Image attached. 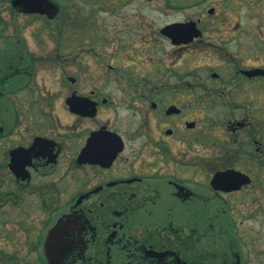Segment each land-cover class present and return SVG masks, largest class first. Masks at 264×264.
<instances>
[{"label": "flooded vegetation", "instance_id": "af4514ba", "mask_svg": "<svg viewBox=\"0 0 264 264\" xmlns=\"http://www.w3.org/2000/svg\"><path fill=\"white\" fill-rule=\"evenodd\" d=\"M27 1L0 0V264H249L264 244V33H241L243 51L234 12L187 0L200 11L166 25L195 34L156 29L175 55L154 81L119 74L138 27H93L123 20L124 0ZM98 49L115 75H91ZM190 52L221 62L189 69Z\"/></svg>", "mask_w": 264, "mask_h": 264}, {"label": "rangeland", "instance_id": "374dc122", "mask_svg": "<svg viewBox=\"0 0 264 264\" xmlns=\"http://www.w3.org/2000/svg\"><path fill=\"white\" fill-rule=\"evenodd\" d=\"M210 3H221L223 8H227L229 11L235 13V18H232V25L239 22L240 32L238 39L241 40L239 43L242 44L241 49L246 51L248 49V44H253L254 42L250 41V36L240 35L250 34V30H255V32L264 33V0H235L233 4L227 6L230 2L226 0H209L207 4ZM188 4L187 0H172L170 2L171 6L165 4L164 0H124V19L117 20L120 22V25H116L115 18L106 17L105 14H101L100 19H94L93 27L105 29V22L107 20L108 27L111 28L112 24L119 27H129L132 28L133 25L138 27V55L132 54L136 57L134 63H125V66H120L122 70L121 73L124 76L132 75L134 77L141 76H152L156 78L154 81H163L167 74V69L165 65H162L161 62L166 63V55L171 56L175 55L170 53L169 42L166 41L163 37H158L156 29L163 27L167 23L173 21L182 20L187 16L188 12L195 11L196 9L180 8L178 6H183ZM200 11V10H196ZM124 24V25H123ZM123 25V26H122ZM78 27H83V25L78 21ZM49 27V25H45ZM215 34V33H211ZM214 39H220L221 37L229 38L228 35H212ZM80 38V39H79ZM87 36L80 35L78 36V43H85L84 39ZM128 37L126 36L125 39ZM83 40L84 42L80 41ZM238 40V41H239ZM238 41H235L237 43ZM93 43L101 44L102 41L92 40ZM232 43V41H230ZM47 43V42H46ZM157 45V46H156ZM232 48V47H231ZM113 49V48H112ZM101 49H98L93 53L92 57V69L91 75L93 77H101L107 75H115V71L109 70V64H117L115 61L103 59V65L100 64V59H97L95 55H101ZM110 54L109 51L105 52ZM95 54V55H94ZM90 58V57H89ZM87 58V59H89ZM162 59V60H160ZM183 61L179 60L177 57H172L168 64H170L169 69H183L180 68V63ZM221 61L209 54H199L195 52H190V59L185 63L186 67L189 69H202L203 71L208 70L207 64L214 65L218 67V64ZM173 79L177 80L178 77L175 76ZM213 134H207L208 138H211ZM264 219V218H262ZM261 218L257 217V220H250L248 223L253 226L254 234L258 233L260 227L259 221H262ZM264 234V228H263ZM264 244L261 241L256 240L254 243H250L248 249L251 251V257L249 264H264V256L257 254L261 251Z\"/></svg>", "mask_w": 264, "mask_h": 264}, {"label": "water", "instance_id": "95a60500", "mask_svg": "<svg viewBox=\"0 0 264 264\" xmlns=\"http://www.w3.org/2000/svg\"><path fill=\"white\" fill-rule=\"evenodd\" d=\"M22 0H16L17 4H20ZM48 0H43L42 4L47 3ZM28 4H33L34 6L38 4L36 0H31L27 1ZM29 10H36L32 7H28ZM193 27V24L189 23H172L168 24L165 26L164 31L167 32L170 36L173 38H178V37H185V41H189L195 33L191 32V28ZM176 42H181V41H176Z\"/></svg>", "mask_w": 264, "mask_h": 264}]
</instances>
